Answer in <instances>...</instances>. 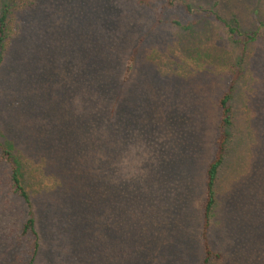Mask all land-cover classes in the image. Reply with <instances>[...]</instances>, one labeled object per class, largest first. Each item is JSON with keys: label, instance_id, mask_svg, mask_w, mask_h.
<instances>
[{"label": "rangeland", "instance_id": "1", "mask_svg": "<svg viewBox=\"0 0 264 264\" xmlns=\"http://www.w3.org/2000/svg\"><path fill=\"white\" fill-rule=\"evenodd\" d=\"M158 2L180 26L151 29L156 4L139 0H12L0 137L28 201L14 193L0 155V264H201L205 172L218 100L235 67L233 137L209 231L221 258L209 264H264V34L240 43L264 23V0ZM94 94L107 113L102 123L76 116ZM102 127L121 132L116 142L128 151L124 187L102 173L119 156L112 148L107 160L96 140ZM30 216L39 236L34 259L23 232Z\"/></svg>", "mask_w": 264, "mask_h": 264}, {"label": "trees", "instance_id": "2", "mask_svg": "<svg viewBox=\"0 0 264 264\" xmlns=\"http://www.w3.org/2000/svg\"><path fill=\"white\" fill-rule=\"evenodd\" d=\"M1 2H2V6L0 12V65L2 63L6 42L8 39L7 23H8L10 10L12 7L11 5L12 0H4V1L2 0ZM139 3L145 4L149 7L152 4H156L155 7H153L154 23L151 29L160 27L162 24H170L175 26L181 25L179 18L176 15L169 14L164 16V12H165L164 9L166 5L159 3L158 0H139ZM171 6H172V2L169 1L168 8L170 9ZM183 8L187 15L189 16L193 15L192 13L193 10L189 5H184ZM199 15L201 14H198L197 16H195V18H197ZM216 19L219 22H222V20L218 16H216ZM227 28L231 36L235 35L236 30L234 29V27L227 24ZM259 34H264V23L262 22H258L256 32L245 34L241 37L240 43L242 47H244L246 43L250 41H254ZM143 40H144V36L138 40L137 45L133 48L129 57L126 60V64L122 76L123 83H126L134 72L136 56L138 54V51L140 49ZM231 76H232L231 80L226 90L221 94L218 100V110H219L220 118H219V122L217 123L216 147H215L214 157L212 161L208 164L205 172V199L202 205L203 223H202V232H201L204 258L201 264H209L210 262L219 260L221 258V254L215 252L210 246L209 231L211 228V223H212L211 218L213 215V211L217 204L216 184L219 178L220 171L221 169H223V166L225 165L228 157L227 156L228 144L233 137V135L230 132L234 123L233 110H232V95L234 92V85L238 77L240 76L239 68L237 67L233 68ZM81 96L83 97L82 94ZM106 114L107 113L104 110L99 109L97 107L95 94L93 96L91 95L85 96V100L81 99L80 104L79 105L77 104L76 106V116H80V117L82 116L83 118L97 117L100 119L101 123L105 120ZM122 117L124 119L123 121H125L127 118V116H122ZM124 126L125 124L123 125V127ZM128 127L130 126L128 125ZM103 128L105 129V127H102L104 136L102 134V137L99 139L96 138V140L97 142L101 143L102 147L104 148L103 151L105 154H107V160L110 161L111 159L112 148L114 150H119V156L116 159H111L113 167L112 168L103 167L102 173L107 174L111 178H114L115 181L117 180L116 186L121 188L124 187L127 182L125 179V174L127 173L129 175V173L131 172L130 168L132 164H126L122 162L123 159H129V154L128 151H125L123 149L121 143L116 142L117 138H119L120 141H123V139L121 138L122 136L121 132H116V130H114L113 128H110V132H109V130H103ZM113 131L115 132L113 133ZM95 137H93V140L95 139ZM0 155L2 160L10 168V172H11L10 182L14 193L27 202L28 195L26 190L21 184L17 166L13 159V153L6 145H4L1 142V137H0ZM23 232L31 234L33 238L32 259H34L39 248V236L35 230V220L33 217L31 216L28 217L24 225Z\"/></svg>", "mask_w": 264, "mask_h": 264}]
</instances>
